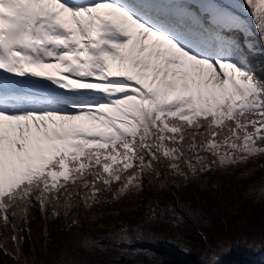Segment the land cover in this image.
I'll return each instance as SVG.
<instances>
[{"label": "snow or ice", "instance_id": "6c2138e0", "mask_svg": "<svg viewBox=\"0 0 264 264\" xmlns=\"http://www.w3.org/2000/svg\"><path fill=\"white\" fill-rule=\"evenodd\" d=\"M238 10L264 41V0H0V221L13 242L37 205L67 216L161 167L188 180L264 154V80Z\"/></svg>", "mask_w": 264, "mask_h": 264}, {"label": "trees", "instance_id": "16d2710c", "mask_svg": "<svg viewBox=\"0 0 264 264\" xmlns=\"http://www.w3.org/2000/svg\"><path fill=\"white\" fill-rule=\"evenodd\" d=\"M247 62L264 80L262 57L249 53ZM160 170L139 191L102 193L90 208L80 201L79 221L66 227L63 211L41 215L36 206L34 233L0 243V264H264L254 255L264 248V154L188 180Z\"/></svg>", "mask_w": 264, "mask_h": 264}, {"label": "rangeland", "instance_id": "374dc122", "mask_svg": "<svg viewBox=\"0 0 264 264\" xmlns=\"http://www.w3.org/2000/svg\"><path fill=\"white\" fill-rule=\"evenodd\" d=\"M248 67L250 68L249 64H248ZM250 69L252 70V68H250ZM29 213L27 214V223H25L24 220L21 219L22 221H21L20 231H21V236H22L23 239L26 238V237L29 238L32 235V233H34L32 228H34L35 226L34 227L33 226H29V220H28L29 219L28 218ZM64 218H65V220L63 222V226L64 227H66L67 225L72 224V223H77L79 221V218L76 217V215H75V213L73 211L69 212V214L67 216L64 215ZM30 227H31V229H30ZM240 227L246 228V224L245 225H241ZM43 230H45V225L43 227ZM12 236L13 235H11L10 232H8V230L5 229L4 226L0 229V243H6L8 241H11L12 240ZM23 239L20 242H22ZM262 249H264V248H262ZM262 249H260V250H262ZM260 250H257V251H260ZM27 258L30 259L29 262H31V260L34 259V256L33 255H27Z\"/></svg>", "mask_w": 264, "mask_h": 264}, {"label": "bare ground", "instance_id": "6f19581e", "mask_svg": "<svg viewBox=\"0 0 264 264\" xmlns=\"http://www.w3.org/2000/svg\"><path fill=\"white\" fill-rule=\"evenodd\" d=\"M46 71H47L49 74H52V75H55V74H56V70H55V69H49V70H46ZM21 221H22L21 219H18V220L16 221L17 229H18V232H17L16 234L19 235V236H20V234H21V231H20ZM7 230H8V232H10L11 235L14 234L10 227H9Z\"/></svg>", "mask_w": 264, "mask_h": 264}, {"label": "water", "instance_id": "95a60500", "mask_svg": "<svg viewBox=\"0 0 264 264\" xmlns=\"http://www.w3.org/2000/svg\"><path fill=\"white\" fill-rule=\"evenodd\" d=\"M19 236V235H18ZM19 237H22L21 234ZM255 254V257L256 259L259 261V262H262L264 263V249L260 250V251H257Z\"/></svg>", "mask_w": 264, "mask_h": 264}]
</instances>
